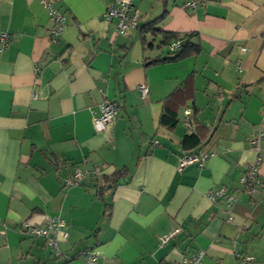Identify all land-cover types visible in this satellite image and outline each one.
Here are the masks:
<instances>
[{
  "label": "crops",
  "instance_id": "crops-1",
  "mask_svg": "<svg viewBox=\"0 0 264 264\" xmlns=\"http://www.w3.org/2000/svg\"><path fill=\"white\" fill-rule=\"evenodd\" d=\"M110 1L58 0L66 21L54 36L40 0H0L9 34L3 49L0 39V264H87L90 248L97 264H180L197 250L203 264H264V162L262 185L238 190L257 155L251 135L264 131V0H134L141 27L127 35L103 18ZM156 19L164 31L194 32L200 53L157 60L169 55L164 36L142 28ZM104 96L119 113L98 132ZM188 108L206 127L195 151L209 159L180 169ZM167 109L172 128L161 123ZM122 168L128 175L98 197V175ZM79 170L84 179L68 185ZM223 187L232 203L208 197ZM55 217L68 233L59 255L23 228Z\"/></svg>",
  "mask_w": 264,
  "mask_h": 264
},
{
  "label": "built area",
  "instance_id": "built-area-1",
  "mask_svg": "<svg viewBox=\"0 0 264 264\" xmlns=\"http://www.w3.org/2000/svg\"><path fill=\"white\" fill-rule=\"evenodd\" d=\"M58 0H40L41 4L47 8L50 14L51 21L54 23L52 34L58 36L64 29L66 17L62 11L56 7ZM200 0H191L187 3L188 6L195 8ZM103 18L108 23H115V31L119 34L127 35L133 29L141 27V14L137 9L134 0H111L103 14ZM9 34L8 32H1L0 39L2 41L3 49L7 45ZM180 45V42H173L170 44L169 49L175 50ZM0 49V50H1ZM139 92L143 99H147L149 96V89L145 84L138 86ZM36 96V94H34ZM119 107L117 103L107 96H104L102 102L99 105V114L94 118V125L98 132L108 130L114 120L118 116ZM184 124L191 130L194 131L195 125L193 122V111L188 108L184 112ZM262 120H264V110L262 113ZM264 142V131L258 130L251 135L250 143L256 150V158L252 164H250L242 177L240 178L239 191H246L248 193H254L261 185L262 179L260 176V167L264 162L263 144ZM209 159V153L203 151H194L187 153L179 163V168L183 169L189 165H197L203 167L206 161ZM86 173L79 170L76 171L73 176L66 178L68 185H77L85 177ZM226 197L229 203H232L236 197L234 194H228L226 189L220 188L210 191L208 197L211 200H216L218 197ZM65 221L61 218H52L46 225H37L31 221H25L23 228L32 236L44 237L47 241L48 246L55 250L56 254L59 255V234L61 233L63 238L68 237V233L63 230ZM181 231L180 228H174L165 235L160 237L161 244H165L169 240L175 238ZM205 252L203 250H197L194 253L184 254L181 258L180 264H203ZM82 256L87 264H97L99 259V252L94 249H86ZM252 256L246 257L245 262L252 260Z\"/></svg>",
  "mask_w": 264,
  "mask_h": 264
},
{
  "label": "trees",
  "instance_id": "trees-1",
  "mask_svg": "<svg viewBox=\"0 0 264 264\" xmlns=\"http://www.w3.org/2000/svg\"><path fill=\"white\" fill-rule=\"evenodd\" d=\"M159 19L151 21L148 24L143 25V29L145 31H152L153 33H158L164 36V40L162 41V45L170 46L173 42H180V45L173 51H169V55L166 58H161L157 60H170L177 61L188 57L197 56L200 53V44L196 38V34L186 33L181 34L177 32H169L164 31L161 28H157L155 24ZM195 114V111H194ZM161 123L172 128L178 123L177 114L175 112H171L169 109L163 113L161 117ZM204 133H203V132ZM206 137V127L202 124H198L196 122L195 117V129L190 134L186 135L182 141V147L185 151H195L200 145L204 143V139ZM128 175V169L122 168L117 170L115 173L111 175H107L102 173L97 177L96 184V193L97 196L103 199L107 190L113 186H116L121 182L123 177ZM110 205H107L108 214H110Z\"/></svg>",
  "mask_w": 264,
  "mask_h": 264
},
{
  "label": "bare ground",
  "instance_id": "bare-ground-1",
  "mask_svg": "<svg viewBox=\"0 0 264 264\" xmlns=\"http://www.w3.org/2000/svg\"><path fill=\"white\" fill-rule=\"evenodd\" d=\"M188 6V5H187Z\"/></svg>",
  "mask_w": 264,
  "mask_h": 264
}]
</instances>
